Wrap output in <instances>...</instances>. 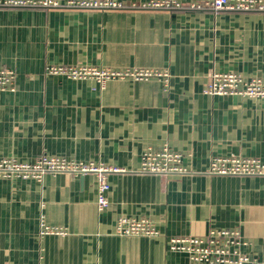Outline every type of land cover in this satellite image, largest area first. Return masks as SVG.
I'll use <instances>...</instances> for the list:
<instances>
[{
    "label": "crops",
    "instance_id": "1",
    "mask_svg": "<svg viewBox=\"0 0 264 264\" xmlns=\"http://www.w3.org/2000/svg\"><path fill=\"white\" fill-rule=\"evenodd\" d=\"M41 1V0H36ZM0 8V159L41 153L122 168L109 173L108 206L95 205V177L0 178V264H189L173 236L236 228L241 251L264 257V176L206 172L211 158L264 163V98L207 95L213 72L264 82V12L68 6ZM185 5L199 0H181ZM167 70L156 78L46 75L47 66ZM183 155L184 174L139 171L150 148ZM63 234L40 236V216ZM147 220L156 236L118 235L120 217Z\"/></svg>",
    "mask_w": 264,
    "mask_h": 264
},
{
    "label": "built area",
    "instance_id": "2",
    "mask_svg": "<svg viewBox=\"0 0 264 264\" xmlns=\"http://www.w3.org/2000/svg\"><path fill=\"white\" fill-rule=\"evenodd\" d=\"M52 0H0V8L5 6H58ZM68 6L96 9H122L125 4L117 0H72ZM173 10L181 8L264 12V0H199L185 5L181 0H149L132 7ZM46 75H62L70 79H93L99 89L112 78H131L147 80L156 78L164 88L169 84L167 70L150 68H127L113 70L92 66H47ZM16 74L14 70L0 67V91H13ZM202 92L207 95H238L251 98H264V82L258 78L245 80L233 72H213ZM122 171V168L103 164L98 161H77L62 156L41 153L32 161H20L14 157L0 159V178H21L41 181L45 174L66 173L73 176L92 174L95 177V205L101 212L108 204L107 192L110 188L109 173ZM139 171L147 173L184 174L189 170L183 163V155L163 146L159 150L146 149L141 157ZM206 172L216 175L264 176V163L257 158L237 156H216L211 158ZM118 235L156 236L157 229L147 220L120 217L115 224ZM63 230L48 225L40 216L39 235L63 234ZM246 242L236 228H210L204 236H173L167 240L171 251L184 252L189 264H264L262 259L250 257L241 251Z\"/></svg>",
    "mask_w": 264,
    "mask_h": 264
}]
</instances>
